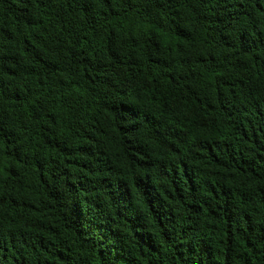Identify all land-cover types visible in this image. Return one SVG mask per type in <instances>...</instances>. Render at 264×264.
<instances>
[{
  "label": "trees",
  "instance_id": "1",
  "mask_svg": "<svg viewBox=\"0 0 264 264\" xmlns=\"http://www.w3.org/2000/svg\"><path fill=\"white\" fill-rule=\"evenodd\" d=\"M0 264H264V0H0Z\"/></svg>",
  "mask_w": 264,
  "mask_h": 264
}]
</instances>
